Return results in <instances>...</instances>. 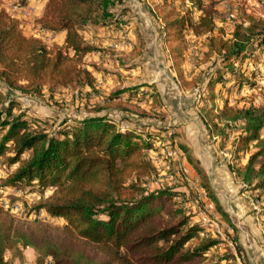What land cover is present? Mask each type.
Instances as JSON below:
<instances>
[{"label": "trees", "instance_id": "1", "mask_svg": "<svg viewBox=\"0 0 264 264\" xmlns=\"http://www.w3.org/2000/svg\"><path fill=\"white\" fill-rule=\"evenodd\" d=\"M43 2L38 28L60 35L61 43L25 34L17 19L0 9V159L7 167L1 186L31 187L27 193L35 188L39 194L33 204L21 201L25 213L16 212L14 201L0 204V264H11L6 252L22 259L25 248L33 249L36 264H240L236 256L243 254L239 231L211 189L207 173L190 158L184 144L179 143L195 170L209 211L234 232L224 254L217 252L224 240L202 233L203 224L191 220V205L208 211L198 199L200 194L187 198L184 189L190 186L185 180L146 181L155 171L149 151L159 150L164 139L172 144L177 137L175 131L166 133L162 124L144 121L152 117L149 112L154 105L162 110L154 114L165 112L153 83L126 85L91 103L83 113L71 111L61 117L37 115L21 105L19 96L46 93L51 97L59 88L88 87L97 93L85 62L97 46L85 32L113 27L121 31L124 41L129 27L123 18L127 14L123 0ZM192 4L200 11L196 20L190 12L157 10L171 67L182 81L185 31L205 36L201 62L216 56L217 64L204 80L208 103L200 117L211 135L221 137L226 127L241 122L233 161L242 157L250 142L254 151L231 170L245 184L244 190L264 193V105L215 102L220 88L229 92L243 84L250 87L254 85L250 79L257 74L264 82V20L249 18L245 26L235 27L231 38H222L213 34V5L201 0ZM132 99L153 104L148 109L138 104L128 108ZM156 141L159 144L154 146ZM46 190H50L47 196ZM42 211L49 219L40 217ZM259 213L264 214V207ZM55 219L62 222L55 223ZM242 262L249 264L245 255Z\"/></svg>", "mask_w": 264, "mask_h": 264}, {"label": "rangeland", "instance_id": "2", "mask_svg": "<svg viewBox=\"0 0 264 264\" xmlns=\"http://www.w3.org/2000/svg\"><path fill=\"white\" fill-rule=\"evenodd\" d=\"M192 1L135 0L136 3L133 2V5L129 0H123V6L127 9V14L123 18L129 22L128 29H125L124 41H121L120 35L113 37L114 46L111 44L108 45L110 49H103L107 54L108 61H104V64L100 62V59L94 61L98 62L100 68H97V65L92 66V61L85 59L86 64L91 67L93 72L97 93H94L88 87H70L55 90L54 95L51 97L44 93L41 96H19L18 98L22 106L30 107L37 115L48 114L61 117L71 111L83 113L90 108L91 103L100 101L102 97L122 89L126 85L148 84L153 81L159 84L169 109H165L163 114L156 115L153 112H162V110L154 105L153 108L155 109L149 112L152 117H146L144 121L162 124L166 128V133L175 131L177 132V137L172 144H167V140L164 139L161 143L164 145H161L162 147L159 150L154 148L149 151L155 171L146 181L149 183L168 184L172 182L181 183L185 180L191 190H187V187L184 189L188 192L186 193L187 198L192 196L198 198L199 196L197 197L196 194H200L198 199L204 202L208 211H205L202 206L199 208L195 204L191 205V220L203 224L205 229L202 233L209 232L212 237L224 240L223 243L217 246V252L224 254L226 252L225 246L230 238L233 237L234 232L219 219L218 215L209 211V202L204 199L202 193H199L201 190L195 181L196 173L188 159V155L195 161V154L192 148H206V145H208L214 151L213 155L217 159L215 162L216 168L224 169L226 174L232 172L235 178L231 166L240 164L241 159H246L248 154L254 151V142H250L242 157L237 162H234L232 157L237 148L238 137L242 131L241 122L237 121L231 124L230 127H226V135L221 137L211 135L200 117L201 109L204 104L208 103V92L205 89L204 80L211 74L210 68L213 67L214 63L216 62L217 64L216 56H213L207 62H201L203 52L206 50L205 36H194L189 29L185 31L184 43L182 44L183 51L181 53L183 59L182 70L184 72L182 81L177 78L176 72L171 67V60L159 31L160 21L156 17L157 10L159 9L162 12L172 10L178 14L190 12L191 19L196 20L200 11L193 6ZM201 2L204 5H213L215 26L213 34L222 38H231L235 27L237 25L245 26L249 18L264 20V0H201ZM43 4V0H28L25 4H21L20 0H0V9L5 10L16 18L25 34L40 37L47 43H61L62 38L60 35L53 36L38 28L37 19L42 13ZM135 6H138L137 8L139 9L136 10H140L139 13L133 12V8H136ZM136 33H139V35L137 36ZM88 36V32H85V37L87 38ZM237 64V66L240 65V63ZM249 66L248 64L247 67ZM257 68L260 69L261 66L259 65ZM250 80L254 82V85L248 87L243 84L244 86L238 89L232 87L229 92L219 89L220 86L218 85L216 87L219 89L218 98L215 100L216 104L221 105L226 99L228 104L239 107L264 105V82L260 79L259 74ZM260 84L263 86H258ZM146 90L148 89L146 88ZM13 95L17 96L19 93L14 92ZM137 104L142 108L148 109V105L153 103L147 102L146 104V102H137L132 99L128 101L127 107L133 109ZM156 119H159V121H156ZM200 135L202 136L200 137ZM179 143L184 144L188 148V155L182 151ZM158 144L157 141L154 142V146ZM6 173L7 167L0 159V204L6 206V204H12L14 201L13 208L16 209V212L18 214L25 213L27 210L22 202L26 201L28 205L33 204L39 199V194L35 188L27 193L26 191L30 190L31 187L21 190L4 189L1 183ZM234 184L236 185L234 195L244 196L242 200L245 201L247 212L244 213L241 209L238 211L244 218L252 214L254 222L260 224L264 233V214L259 213V210L264 207V193L244 190L239 186L240 182L237 180ZM49 194L50 190H46L45 196ZM257 195L260 196L256 197ZM238 196H236L237 199L235 198L237 202L241 201ZM12 198L20 200H13ZM39 214L40 217L49 219L43 211ZM30 216L32 217L33 213ZM230 219L237 227L238 224L233 215ZM54 222L61 223L62 220L55 219ZM237 230L241 235L247 234L243 237V241L246 244L252 241V234L247 225H242L241 229L237 227ZM261 245L264 244L261 243ZM230 248L234 249L233 246H230ZM213 250L215 249L213 248ZM242 252V256H244V248ZM236 256L238 262L243 264L242 256L238 253H236ZM5 258L11 264H36L35 252L31 248L24 249L22 259L12 257L10 252L5 253ZM245 260L248 261L246 256ZM220 264L225 263L223 261Z\"/></svg>", "mask_w": 264, "mask_h": 264}, {"label": "crops", "instance_id": "3", "mask_svg": "<svg viewBox=\"0 0 264 264\" xmlns=\"http://www.w3.org/2000/svg\"><path fill=\"white\" fill-rule=\"evenodd\" d=\"M129 1H131L132 4L133 2L136 3L135 0H129ZM137 7L133 8V12L139 13L140 10H136V9H139ZM88 34H89L88 39L91 40V42H94V44L97 46V50L92 53L87 54L85 56V59L91 60L92 66L97 65V68H100V66L98 65V62H94V61L100 59V62L102 64H104V61H108L107 54L103 49L104 48L110 49L108 45H111V44L112 46H114L113 37L116 35H120V31L113 29V27H105V28L102 27V28H97V30L92 29L88 32ZM88 68L89 70H91L90 66ZM150 83H153L154 86L157 88L158 92L160 93L162 97V101H163V108L169 109L166 105V102L164 100L165 98L161 92V88L159 84H157L154 81ZM201 136L202 135H200V137ZM192 150L195 154L194 156L195 161L207 173L211 189L213 190L214 194L217 196L220 203L223 205L228 215L231 218H232V215L234 216V218L236 219V223L238 224L237 227L239 229L242 228V225L248 226L249 231L252 234L251 242L249 241L246 244L243 241L244 240L243 237L244 235H247V234L241 235V233H239V240L242 243V247L244 248L245 256L248 262L250 264H264V245H261V243L264 244L263 229L259 223L257 224L254 222L255 220L252 214L248 215L247 216L248 218L247 217L244 218L238 211L239 209H241L244 213L247 212L245 201L242 200L243 199L242 197L244 196L241 197V196H238L237 194L234 195V191H235L234 188L236 187L234 183L236 182V179L233 177L232 172H229L226 174L224 169L216 168L215 162L217 161V159L213 155L214 151H212L210 146L206 145V148L205 147L204 148L193 147ZM245 160L246 159L244 160L241 159L240 164L244 163ZM236 196H238L239 199H241V201L237 202Z\"/></svg>", "mask_w": 264, "mask_h": 264}, {"label": "built area", "instance_id": "4", "mask_svg": "<svg viewBox=\"0 0 264 264\" xmlns=\"http://www.w3.org/2000/svg\"><path fill=\"white\" fill-rule=\"evenodd\" d=\"M239 186H240L241 188H244V187H245V184L240 183ZM255 208H256V207H255Z\"/></svg>", "mask_w": 264, "mask_h": 264}]
</instances>
